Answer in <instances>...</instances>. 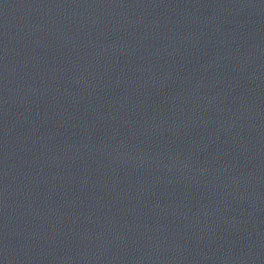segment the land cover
Segmentation results:
<instances>
[{"label": "water", "instance_id": "1", "mask_svg": "<svg viewBox=\"0 0 264 264\" xmlns=\"http://www.w3.org/2000/svg\"><path fill=\"white\" fill-rule=\"evenodd\" d=\"M0 264H264V0H0Z\"/></svg>", "mask_w": 264, "mask_h": 264}]
</instances>
